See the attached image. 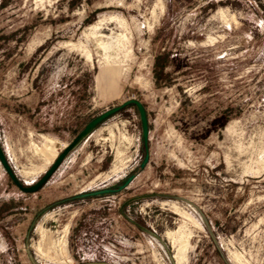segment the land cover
<instances>
[{
	"label": "rangeland",
	"instance_id": "obj_1",
	"mask_svg": "<svg viewBox=\"0 0 264 264\" xmlns=\"http://www.w3.org/2000/svg\"><path fill=\"white\" fill-rule=\"evenodd\" d=\"M130 99L144 165L136 104L35 192L0 160V264H264V0H0V143L24 185Z\"/></svg>",
	"mask_w": 264,
	"mask_h": 264
},
{
	"label": "water",
	"instance_id": "obj_2",
	"mask_svg": "<svg viewBox=\"0 0 264 264\" xmlns=\"http://www.w3.org/2000/svg\"><path fill=\"white\" fill-rule=\"evenodd\" d=\"M129 104H136L139 108L140 114H141V119H142V127H143V139H144V146H145V158H144V163L143 165L148 161L149 159V149H148V140H149V124H148V118H147V113L145 110L144 105L137 99H130L124 102L121 105H118L116 107H113L112 109H109L102 113L101 115L97 116L94 118L92 121H90L86 127L77 135V137L70 143L62 153L58 155V157L55 159L53 164L50 166V168L46 171V173L34 184V185H24L22 181L18 178L16 175L15 171L11 167L10 163L8 162L5 153L2 149L1 143H0V160L2 164L4 165L5 169L7 170L9 176L12 178V180L15 182V184L23 191L25 192H35L39 190L47 181L48 179L52 176L54 171L58 168L66 154L86 135L88 132H90L97 124H99L101 121H103L105 118L108 116L112 115L113 113L121 110L125 106ZM133 176L129 177L122 185L119 186L118 189L123 188L131 179ZM116 189H103V190H98V191H92V192H85L77 196H89V195H96L100 193H105V192H112L115 191Z\"/></svg>",
	"mask_w": 264,
	"mask_h": 264
},
{
	"label": "trees",
	"instance_id": "obj_3",
	"mask_svg": "<svg viewBox=\"0 0 264 264\" xmlns=\"http://www.w3.org/2000/svg\"><path fill=\"white\" fill-rule=\"evenodd\" d=\"M160 56L161 57H159L160 61H159L158 68H159L160 73H162L164 70V67L166 66V62H167V59L169 57V53L168 52L167 53H161Z\"/></svg>",
	"mask_w": 264,
	"mask_h": 264
},
{
	"label": "bare ground",
	"instance_id": "obj_4",
	"mask_svg": "<svg viewBox=\"0 0 264 264\" xmlns=\"http://www.w3.org/2000/svg\"><path fill=\"white\" fill-rule=\"evenodd\" d=\"M93 26L96 28V27L98 26V24H94ZM93 29H94V28H93ZM105 46H106V45H105ZM51 150H52L51 147H47V146H45L44 151H45L46 154L49 155V153H52ZM52 156H53V155H52Z\"/></svg>",
	"mask_w": 264,
	"mask_h": 264
},
{
	"label": "crops",
	"instance_id": "obj_5",
	"mask_svg": "<svg viewBox=\"0 0 264 264\" xmlns=\"http://www.w3.org/2000/svg\"><path fill=\"white\" fill-rule=\"evenodd\" d=\"M32 194H36V195H35V197H34L35 199H36V197H38V195H37V194H38V192H36V193H32Z\"/></svg>",
	"mask_w": 264,
	"mask_h": 264
}]
</instances>
